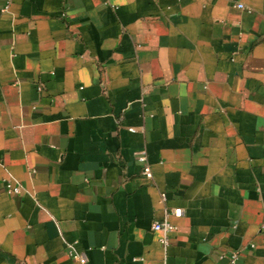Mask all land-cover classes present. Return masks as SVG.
<instances>
[{"label": "crops", "instance_id": "crops-1", "mask_svg": "<svg viewBox=\"0 0 264 264\" xmlns=\"http://www.w3.org/2000/svg\"><path fill=\"white\" fill-rule=\"evenodd\" d=\"M234 252L264 264V0H0V264Z\"/></svg>", "mask_w": 264, "mask_h": 264}, {"label": "built area", "instance_id": "built-area-1", "mask_svg": "<svg viewBox=\"0 0 264 264\" xmlns=\"http://www.w3.org/2000/svg\"><path fill=\"white\" fill-rule=\"evenodd\" d=\"M6 8V6H5ZM133 156L140 160L143 163L142 168V175L146 177L147 179L151 178V171L149 168V165L147 164V157L146 153L143 149L135 150L133 151ZM5 188L8 192L18 193L19 187L17 185L12 184V182L8 179L5 181ZM168 215H172L174 217H181L184 215V210L180 207L173 208L169 212ZM174 228V225L170 223L168 220L163 221H155L151 225V229L153 231H160L162 233V236L160 237V241L162 244L167 245L168 238L167 233ZM71 255L75 258L80 260L82 263L87 262V255L84 252H75L71 250ZM237 260V253H232L230 257V264H234Z\"/></svg>", "mask_w": 264, "mask_h": 264}]
</instances>
